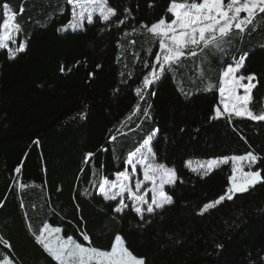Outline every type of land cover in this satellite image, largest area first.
Returning <instances> with one entry per match:
<instances>
[{"label":"trees","instance_id":"16d2710c","mask_svg":"<svg viewBox=\"0 0 264 264\" xmlns=\"http://www.w3.org/2000/svg\"><path fill=\"white\" fill-rule=\"evenodd\" d=\"M168 3L109 0L117 17L73 32L58 31L71 20L66 0H0L18 14L17 45L27 41L26 51L13 59L0 49V235L11 243L8 254L16 264H55L27 227L38 231L45 220L81 241L78 229L86 231L100 248L110 247L119 232L146 264H264V183L201 215L204 203L225 193L230 165L203 179L185 167L189 159L253 151L260 157L253 168L264 170V122L210 119L221 105L218 86L206 90L209 82L218 85L234 57L248 52L239 74H257L254 107L264 105V14L225 46L226 53L184 58L141 101L135 88L150 71L144 67L145 59H154L148 49L158 50V44L140 25L165 16ZM125 8L131 16L117 28ZM155 130L158 162L179 177L174 187L166 186L174 203L145 214L144 221L130 203L115 214L118 201L105 202L90 181L113 179L128 153ZM88 152L94 156L85 163ZM0 250L8 252L3 245Z\"/></svg>","mask_w":264,"mask_h":264},{"label":"snow or ice","instance_id":"6c2138e0","mask_svg":"<svg viewBox=\"0 0 264 264\" xmlns=\"http://www.w3.org/2000/svg\"><path fill=\"white\" fill-rule=\"evenodd\" d=\"M66 3L71 6V20L58 31H80L84 29L85 23L91 25L97 20L109 24L118 15L117 10L109 5V0H66ZM149 7L153 5L150 4ZM3 9L0 49H6L9 59H13L17 53L26 51L27 41L20 40L17 45V36L22 32V26L17 22L18 14L12 11L8 4H4ZM23 11L21 7L20 14ZM259 14H264V0H169L165 16L150 25L144 22L140 25V29L158 44V50L148 49V54L154 56V59L144 60V67L150 71L143 75L135 88L139 99L144 100L145 93L150 87L168 70L179 65L184 58L196 57L206 50L224 52L226 44L231 46L230 38L236 36L243 38ZM130 16V9L125 8L123 18L118 19L115 26L119 28L124 25ZM136 30L133 29L134 32ZM10 43L14 47L10 46ZM248 56V52H242L233 63H228L219 74L218 85L211 82L207 84L206 90L209 91L218 86L222 105L215 107L210 119L223 118L229 124L234 118L264 122V106L254 107L256 101L253 89L257 87V74L249 73L247 76L239 74ZM137 58L139 59V55ZM60 71L65 72V67L61 66ZM128 76L131 78L132 73L129 72ZM150 107L149 105L143 109L145 118L148 117ZM140 110L138 103L134 114ZM157 135L158 130L149 133L138 147L128 153L124 159V170L116 172L115 179L101 176L98 181H90L105 202L118 201L112 210L115 214H123L129 209L131 202V210L144 221L145 214H155L157 210L174 203L172 195L166 191V186L174 187L179 177L174 167L157 162L158 157L154 150ZM111 139L114 141L116 137ZM93 156L92 152L86 153L84 162H90ZM259 159L260 157L253 151H248L243 155L209 157L195 163L191 159L185 161V167L201 179L222 165L231 163V175L227 177L228 186L225 193L215 200L204 203L199 209V214L203 215L223 201L232 200L236 194L246 193L257 184L264 183L262 174L264 170L259 168L253 170ZM138 166L142 171V179L138 176ZM16 172H20L19 167L16 168ZM20 187L23 188L24 185L21 184ZM83 195L88 196L91 193L85 190ZM21 206L23 207V204ZM139 226L143 227V223ZM27 227L35 243L55 261V264H146V258L134 254L126 246L125 238L119 232L114 235L110 247L100 248L93 245L89 234L83 230L78 229L81 241L73 235L65 236L60 226H53L47 220L38 231L34 230L30 223ZM0 245L8 250V252L0 250V264H16L8 254L12 251V245L2 235Z\"/></svg>","mask_w":264,"mask_h":264},{"label":"rangeland","instance_id":"374dc122","mask_svg":"<svg viewBox=\"0 0 264 264\" xmlns=\"http://www.w3.org/2000/svg\"><path fill=\"white\" fill-rule=\"evenodd\" d=\"M3 11H4V9H3V6H1L0 5V23H2V14H3ZM242 15H244L243 13H242ZM259 16V15H258ZM257 16V17H258ZM257 17H256V19H257ZM231 39V41H232V39L233 38H230ZM225 46H228L227 44L225 45ZM209 50H206L204 53H201V54H203V55H205L206 54V52H208ZM225 53H226V51H225ZM239 57H234L233 58V60H232V62H230V63H233L234 62V59H238ZM227 66V65H226ZM225 66V67H226ZM225 67H223L222 68V70H221V72L224 70V68ZM246 82V81H245ZM241 91V93H242V89L240 90ZM218 93H219V91H218ZM219 102H220V95H219ZM264 106V105H263ZM221 107H222V105H221ZM243 154H245V153H243ZM243 154H239V155H243ZM191 160H193L194 161V163H195V161H197V160H203V159H191ZM158 162V161H157ZM159 163H162V162H159ZM229 165H230V172H229V175H231V163H229ZM168 166V165H167ZM170 167V166H169ZM245 170H247V169H245ZM253 170H255L254 168H253ZM138 176H139V178H141L142 179V171H140L139 170V166H138ZM113 179H115V175H114V178ZM228 186V185H227ZM227 188V187H226ZM226 191V190H225ZM149 195V199H150V193L148 194ZM129 203H131V202H129Z\"/></svg>","mask_w":264,"mask_h":264}]
</instances>
